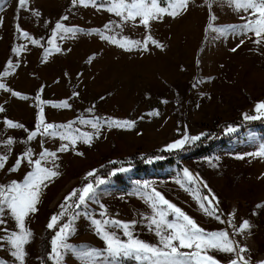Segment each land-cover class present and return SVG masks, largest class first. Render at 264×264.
I'll return each mask as SVG.
<instances>
[{"label": "rangeland", "instance_id": "rangeland-1", "mask_svg": "<svg viewBox=\"0 0 264 264\" xmlns=\"http://www.w3.org/2000/svg\"><path fill=\"white\" fill-rule=\"evenodd\" d=\"M107 7L104 0H95V4L87 3V6L79 2L74 4L73 0H28L23 8L18 0H0V83L6 86L0 89V106L4 109L0 112V141L9 137L15 141L11 146L0 143V154L8 155L5 167L0 169V184L22 182L27 173L33 171L27 161L22 162L18 170H10L28 148L34 153L33 159H38L45 149L55 152L54 158L42 163L59 172L42 187L37 211L26 218L25 224L32 236L25 246L24 264H45L41 257V240L49 229L51 217L62 211L60 206L65 203V197L87 183L93 184L94 197L79 208L69 207L51 228L55 229L50 241L52 247V239L60 226L70 224L66 243L72 247L62 251L59 264H87L76 251L82 246L105 248L93 219L135 220L134 234L141 240L157 244L159 238L143 219L153 214L145 202V194L152 188L191 216L201 228L209 232L227 230L240 245L247 247L243 255L251 264L264 261V156L252 155L264 145V125H248L250 120L244 119V114L258 115L254 111L255 104L264 101V92L258 89L255 81L181 83L171 91L173 96L151 104V99L136 98L140 86L145 83L143 75L137 74L139 68L136 66L134 108L123 110L127 100L119 97L115 100L119 110H113L110 115L98 110H43L46 123L70 125L58 132L82 138L75 144L61 135L38 134L31 141L27 140L39 121L40 110H33V107L38 106L45 91L60 90V95L72 98L90 97L107 90L109 82L120 81L113 89L123 91L131 81L117 73L121 67L111 38L117 42L124 38L143 42V33H137L143 25L139 18L124 23L121 17L107 11ZM57 22L82 31L58 32L54 37ZM105 25L109 28L105 29ZM95 29L100 32L92 31ZM24 32L28 35L24 36ZM34 40L39 44L33 43ZM82 62L87 67L82 66ZM129 90L132 92V88ZM157 101V107L152 108ZM98 118L100 127L93 128ZM107 119L134 123L131 127H116L105 123ZM8 120L24 127H8ZM225 121L233 123L222 125ZM229 128L234 131L229 132ZM219 129L221 132L212 143ZM85 136H90V142H86ZM185 136H199L200 139H189L181 147L168 148ZM222 138L224 140L220 141ZM65 144L67 150L61 151ZM192 144H195L193 151L184 152L173 163H165L168 155L144 157L143 166H149L145 171H136L124 159L130 160L134 155L143 157L155 150H181ZM113 163L115 167L102 175ZM185 169L196 179L188 182ZM93 171L94 175H87ZM145 184L150 187L145 188ZM191 189H199L200 195L209 199L214 194L213 203L218 201L217 214L224 223L200 209ZM75 200L74 197L68 204L74 205ZM3 218L7 223L0 228L14 230L11 216L5 212ZM168 219L173 217L169 215ZM228 220L237 227L248 220L251 228L236 234ZM108 230L126 239L121 229L110 226ZM3 235L0 232V236ZM11 251L6 240L0 241V262L19 264ZM50 252V263L57 264L50 258ZM208 255L214 256L220 264H229L233 258L231 254L217 251H209ZM96 264H107V261L101 257ZM122 264L139 262L126 259Z\"/></svg>", "mask_w": 264, "mask_h": 264}, {"label": "snow or ice", "instance_id": "snow-or-ice-1", "mask_svg": "<svg viewBox=\"0 0 264 264\" xmlns=\"http://www.w3.org/2000/svg\"><path fill=\"white\" fill-rule=\"evenodd\" d=\"M82 3L87 6V3L95 4V0H73V3ZM107 3V11L114 13L116 16L121 17L124 23L129 21H136L139 18L140 24L147 29L150 26L152 20L160 19L164 15H169L175 18L186 11L190 0H104ZM213 0H205V4L211 8ZM21 8L26 7L28 0H18ZM227 3L234 7L237 11L247 12L248 17H241L245 20V23L238 26H230L234 30L241 34L253 33L256 37L254 41L257 44L264 43V0H227ZM163 5V6H162ZM39 15V13H36ZM67 19V17H63ZM211 20L215 19V16L210 17ZM112 23V22H110ZM211 23L209 28H211ZM109 25H105V29H108ZM82 31L79 28L66 27L61 22H57L54 29V37L58 32L73 33ZM100 32V30H92ZM220 31H223L221 29ZM24 36L28 34L23 33ZM109 38V37H102ZM114 43L117 41L111 38ZM163 47L158 41H156L150 34L146 36V39L142 41L131 40L124 38V42L121 43L122 47L127 46L129 50L132 47H143L145 50L148 47V42ZM33 43L39 44L38 40H34ZM243 43V41H241ZM59 51V48H56ZM235 51V49H233ZM5 84L0 83V89L5 88ZM13 95L21 96V93H13ZM27 98V97H24ZM62 107H68L67 102H62ZM4 109L0 106V112ZM254 111L258 115L244 114V119L255 120L264 117V101H259L255 104ZM110 126L116 127H131L134 122L120 121L114 119H107L104 121ZM7 126L11 128H23L22 124L13 122L11 120L6 121ZM70 125H55L52 123H46L43 116V108L40 110L39 121L34 131L29 132L27 140L31 141L38 134L45 136L61 135V138L71 140L72 144H75L78 139L82 137L73 136L68 133L58 132V129L67 128ZM93 128L99 129V118L96 123L92 124ZM229 132L234 129L229 128ZM203 135V134H202ZM86 142H90V136H85ZM198 140L199 136L187 137L182 140H178L173 144L168 145L169 149L181 147L186 141ZM14 139L9 137L6 140L0 141L5 145L11 146L14 143ZM68 145H62L61 151L67 150ZM10 151V148H9ZM34 153L31 148L26 149L15 161V166L10 169L11 171L18 170L20 164L24 161L33 166V171H30L25 176L22 182L12 181L8 185L0 184V225H5L7 221L3 218L5 212H7L12 220L15 222V229L9 231V229L0 228V232L5 235L0 236V241L6 240L10 244L12 251L11 256L15 258L19 264H24L25 257L27 255L25 246L30 242L32 236L31 230L26 227V218L37 211L36 205L39 203L42 187H46L48 181H51L54 177L59 175L58 171L53 168L44 166L43 161L48 160L50 157L56 156L55 152H49L47 149L39 154L38 159H33ZM255 156H264V145L261 149L253 153ZM8 160L7 154H0V169L5 167ZM123 170V169H121ZM88 176L94 175L93 172H89ZM184 175L188 178V182L193 181V175L184 170ZM102 182V181H101ZM179 182V181H178ZM183 187V184L181 185ZM145 188L150 187L145 184ZM204 187H207L205 184ZM189 190V189H186ZM193 198L197 201L200 209L208 216H213L215 219L224 223L218 215V201L215 200L214 194L212 199L207 196H201L199 189H191ZM211 190L209 189V192ZM95 188L92 183H87L81 189H74L67 197H65V203L61 204L62 211L51 217L48 224V228L51 229L57 225L61 217H63L69 207L79 208L86 202L87 199L94 197ZM145 202L149 204L153 214L150 216H144L143 219L148 221L149 230H154L155 234L159 238L157 244H152L147 241L139 239L133 232V227L137 221H120L112 218L99 220L93 219L97 234L105 241L104 249L90 248L82 246L76 250L81 259L85 260L87 264H96L98 258H105L107 264H122L126 259H132L139 264H220L214 256L208 255L209 251L223 252L232 255V259L229 264H251L249 258H246L243 254L248 251L246 246H242L236 241L227 230L219 231H207L201 228L196 221L185 213L181 208L177 207L174 203L167 200L164 195L155 188L151 189L150 193L145 194ZM76 198L74 205H69L68 201ZM207 205V206H206ZM171 215L173 219L169 220ZM233 217L235 213L231 214ZM236 234H243L246 230H250L251 225L248 220H243L237 227L232 223V220L227 221ZM115 227L121 229L126 239H121L114 231H109V227ZM70 234V224L65 223L60 226L59 231L52 239V247L50 252V258L57 261L62 259V251L64 249L71 248V245L66 243L67 237ZM182 249H188L189 251H182ZM0 264H6V262H0ZM257 264H264V261H258Z\"/></svg>", "mask_w": 264, "mask_h": 264}, {"label": "crops", "instance_id": "crops-1", "mask_svg": "<svg viewBox=\"0 0 264 264\" xmlns=\"http://www.w3.org/2000/svg\"><path fill=\"white\" fill-rule=\"evenodd\" d=\"M248 15L230 6L227 0H213L211 8L205 0H190L182 14L175 18L164 15L152 20L147 29L142 26L137 32L143 33V41L150 34L163 47L149 41L146 50L142 46L129 50L127 46H121L124 41L112 43L119 56L116 59L121 67L117 70L118 75L131 79L125 90L113 89L120 81L109 82L107 90L90 97L72 98L71 95H60V90H47L33 110H98L110 115L113 110H119L115 101L119 97L127 100L123 110H130L135 107L136 66L139 68L137 74H142L145 79L136 98L151 99V104L173 96L171 91L181 83L253 80L264 92V43H255L256 37L251 32L241 34L230 27L242 25L245 20L241 17ZM211 16L215 19L211 20ZM82 64L87 67L84 62ZM62 102L69 106H60ZM158 104L157 101L152 108Z\"/></svg>", "mask_w": 264, "mask_h": 264}, {"label": "trees", "instance_id": "trees-1", "mask_svg": "<svg viewBox=\"0 0 264 264\" xmlns=\"http://www.w3.org/2000/svg\"><path fill=\"white\" fill-rule=\"evenodd\" d=\"M228 123H233L230 121H225L223 122L222 125H227ZM248 125H255V126H263L264 125V117H261L259 119H255V120H250L247 122ZM223 128V127H222ZM221 130H217L215 131V135L213 138V142L216 141L217 137L219 136ZM224 139L222 138L220 141H223ZM217 144V143H215ZM194 145H189L187 147H184L181 150H155V151H149L147 153L144 154L143 157H140V155H134L131 157V159L129 160L128 158H124L125 161L127 163H129L130 165H132L136 171H145L149 166H143V158L144 157H152L155 155H160V156H167V159L165 160V163H173L174 160H176L178 157H180L184 152H188V151H193L194 149ZM212 147V146H211ZM116 163H113L112 165L107 166V170L102 174V175H107L109 173L108 169L109 168H113L115 167ZM161 167V166H160ZM55 229H48L45 231L42 240H41V257L42 260L44 261L45 264H51L49 259H48V253L50 252L51 249V237L54 233Z\"/></svg>", "mask_w": 264, "mask_h": 264}]
</instances>
